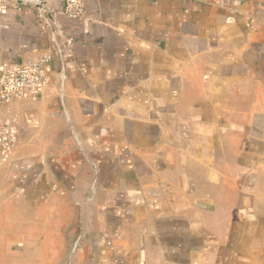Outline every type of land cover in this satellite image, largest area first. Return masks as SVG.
I'll return each instance as SVG.
<instances>
[{
  "label": "crops",
  "instance_id": "obj_1",
  "mask_svg": "<svg viewBox=\"0 0 264 264\" xmlns=\"http://www.w3.org/2000/svg\"><path fill=\"white\" fill-rule=\"evenodd\" d=\"M44 3L0 18V66L52 53L0 107V264H60L81 206L93 264H264V0Z\"/></svg>",
  "mask_w": 264,
  "mask_h": 264
},
{
  "label": "built area",
  "instance_id": "obj_2",
  "mask_svg": "<svg viewBox=\"0 0 264 264\" xmlns=\"http://www.w3.org/2000/svg\"><path fill=\"white\" fill-rule=\"evenodd\" d=\"M61 13L68 18L82 15L85 0H63ZM17 2L29 4L45 25H49L54 11L46 7L44 0H0V18L5 14L8 5ZM70 41L65 46L70 47ZM58 53L61 48L56 46ZM52 53L44 51L37 55H29L23 59L0 66V107L31 97L50 84V64ZM18 137L17 129L11 124L0 123V150L9 154Z\"/></svg>",
  "mask_w": 264,
  "mask_h": 264
},
{
  "label": "rangeland",
  "instance_id": "obj_3",
  "mask_svg": "<svg viewBox=\"0 0 264 264\" xmlns=\"http://www.w3.org/2000/svg\"><path fill=\"white\" fill-rule=\"evenodd\" d=\"M61 209H63V207ZM88 211L89 208H85L83 206L75 207V212H72L71 214L70 212L68 214L64 212L62 215L63 217L59 218V222H58L59 248L64 252L59 256L60 264H70V263L93 264V262L95 261L93 254H91V256H87L85 253L83 254V251L79 250L80 248H84L87 246L92 248V243H89L87 237L85 241L82 240V237H84L85 234L87 235L89 234L87 232ZM90 211L89 214L92 217L91 224L93 227L94 226L97 227L98 224H96L94 220V216H95L94 208L90 209ZM49 242H51L50 239L47 240V244H49ZM74 247H77L78 251L81 254L70 255L73 252L72 250Z\"/></svg>",
  "mask_w": 264,
  "mask_h": 264
},
{
  "label": "water",
  "instance_id": "obj_4",
  "mask_svg": "<svg viewBox=\"0 0 264 264\" xmlns=\"http://www.w3.org/2000/svg\"><path fill=\"white\" fill-rule=\"evenodd\" d=\"M16 4L19 5V6H30L29 4L22 3V2H17Z\"/></svg>",
  "mask_w": 264,
  "mask_h": 264
}]
</instances>
